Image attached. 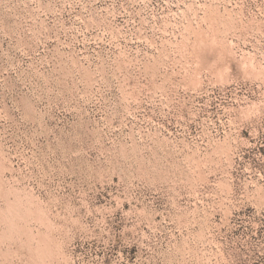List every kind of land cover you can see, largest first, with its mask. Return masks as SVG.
<instances>
[{
  "label": "rangeland",
  "instance_id": "rangeland-1",
  "mask_svg": "<svg viewBox=\"0 0 264 264\" xmlns=\"http://www.w3.org/2000/svg\"><path fill=\"white\" fill-rule=\"evenodd\" d=\"M0 264H264V0H0Z\"/></svg>",
  "mask_w": 264,
  "mask_h": 264
}]
</instances>
